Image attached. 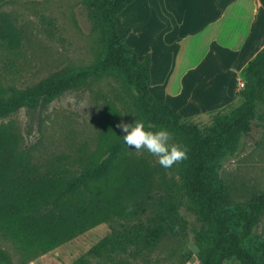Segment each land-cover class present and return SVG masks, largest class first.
Here are the masks:
<instances>
[{
  "label": "trees",
  "instance_id": "trees-1",
  "mask_svg": "<svg viewBox=\"0 0 264 264\" xmlns=\"http://www.w3.org/2000/svg\"><path fill=\"white\" fill-rule=\"evenodd\" d=\"M132 1L87 0L89 17L105 42L103 55L89 68L47 78L1 99L0 120L20 107L47 103L89 79L121 72L134 91L135 105L146 127H166L179 139L178 144L187 148V158L180 161L182 185L204 227L203 232L196 233L202 245L200 263L223 264L234 259L237 264H264V251L245 244L264 214V194L258 193L245 202L244 221L237 229L226 214L227 185L212 170L221 148L251 129L250 114L264 94V46L243 67L245 87L236 93V100L210 111L211 123L200 127L151 95L149 55L137 59L125 42L127 31L116 27V16ZM76 167L77 172L58 165L40 169L20 149L11 124L0 121V234L10 237L26 252L48 251L112 213L127 214L124 202L145 190L152 172L142 160L125 153L122 138L103 143L100 158H81ZM175 205L172 198L150 204L152 214L143 221L122 224L119 230L97 241L88 255L122 252L136 256L152 249L164 234L177 233L181 227L183 221ZM147 206L140 200L132 211ZM0 264H13L1 245Z\"/></svg>",
  "mask_w": 264,
  "mask_h": 264
},
{
  "label": "rangeland",
  "instance_id": "rangeland-1",
  "mask_svg": "<svg viewBox=\"0 0 264 264\" xmlns=\"http://www.w3.org/2000/svg\"><path fill=\"white\" fill-rule=\"evenodd\" d=\"M86 3L87 0H0V100L47 78L89 68L103 55L105 42L93 26ZM212 117L207 113L191 120L206 127ZM135 120L143 121V117L135 105L134 91L121 72L111 71L47 103L20 107L0 121L11 124L18 134L20 149L40 169L58 165L77 172L81 158H100L103 143L122 138L119 125ZM249 123L250 131L239 133L212 162L213 172L227 185L226 214L237 229L244 221L245 202L258 193L264 194V94L256 101ZM171 139L179 143L175 135ZM124 149L152 170L145 190L124 202L129 212L112 213L45 252H26L10 237L0 234V245L13 264H201L202 245L196 233L203 232L204 227L197 219L196 206L184 193L181 162L162 168L157 157L147 151L126 144ZM167 198L175 200L183 221L177 233L164 234L155 247L141 255H88L101 238L119 230L122 224L143 221L153 213L150 204L158 205ZM140 200L148 206L133 212ZM245 244L264 251V214ZM223 264L237 262L231 259Z\"/></svg>",
  "mask_w": 264,
  "mask_h": 264
},
{
  "label": "crops",
  "instance_id": "crops-1",
  "mask_svg": "<svg viewBox=\"0 0 264 264\" xmlns=\"http://www.w3.org/2000/svg\"><path fill=\"white\" fill-rule=\"evenodd\" d=\"M151 95L198 119L236 100L241 71L264 46V0H133L115 18Z\"/></svg>",
  "mask_w": 264,
  "mask_h": 264
},
{
  "label": "clouds",
  "instance_id": "clouds-1",
  "mask_svg": "<svg viewBox=\"0 0 264 264\" xmlns=\"http://www.w3.org/2000/svg\"><path fill=\"white\" fill-rule=\"evenodd\" d=\"M123 133L122 140L130 148L145 150L157 157L162 168H171L174 164L187 158V148L172 142V133L166 127L151 129L142 120L119 125Z\"/></svg>",
  "mask_w": 264,
  "mask_h": 264
},
{
  "label": "built area",
  "instance_id": "built-area-1",
  "mask_svg": "<svg viewBox=\"0 0 264 264\" xmlns=\"http://www.w3.org/2000/svg\"><path fill=\"white\" fill-rule=\"evenodd\" d=\"M245 87V81L242 79V80H240L239 81V83H238V89H243Z\"/></svg>",
  "mask_w": 264,
  "mask_h": 264
}]
</instances>
